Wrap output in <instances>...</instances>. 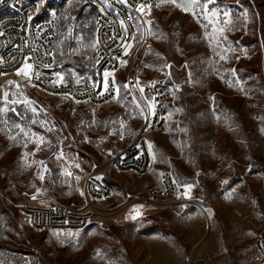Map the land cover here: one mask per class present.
I'll return each instance as SVG.
<instances>
[{
  "label": "rangeland",
  "instance_id": "1",
  "mask_svg": "<svg viewBox=\"0 0 264 264\" xmlns=\"http://www.w3.org/2000/svg\"><path fill=\"white\" fill-rule=\"evenodd\" d=\"M65 2L56 7L57 33L62 23L64 33L55 66L63 82H90L92 8ZM197 2L208 8L185 12L156 0L145 11L144 54L123 64L109 104L49 95L16 73L0 78V264H264V0ZM75 6L87 14L84 25L70 16ZM158 71L174 98L165 104L166 131L149 149L156 170L119 173L110 160L143 127L135 85L147 96ZM93 173L113 194L98 203L106 212L87 229L22 224L25 194L32 204L84 209L81 186ZM165 173L178 190L170 206H127L160 187Z\"/></svg>",
  "mask_w": 264,
  "mask_h": 264
},
{
  "label": "built area",
  "instance_id": "2",
  "mask_svg": "<svg viewBox=\"0 0 264 264\" xmlns=\"http://www.w3.org/2000/svg\"><path fill=\"white\" fill-rule=\"evenodd\" d=\"M65 1L0 0V78L17 73L25 64H30V74L21 75L30 85L43 92L80 104H109L118 95L123 64L130 56L134 62L138 55L144 54L148 40L144 13L156 0H83L96 12V48L93 79L79 83L63 82L55 66V45L58 40L56 7ZM141 5H145L143 10L140 9ZM140 30L142 34L139 38ZM105 73L109 75L105 76ZM161 75V72H156L147 83V96L135 85L138 95H132L144 114L143 127L133 143L110 160L119 173L144 175L150 170L151 157L145 136L166 131L168 112L165 104L174 98L173 90L161 84ZM127 79L131 87L130 74ZM81 187L86 207L80 210L59 202L32 204L33 197L25 194L24 202L18 205L22 224L37 231L87 229L106 212L98 203L108 200L113 190L97 179L95 173L86 177ZM177 195L173 177L165 173L160 187L149 191L145 197L129 200L127 206L139 200L146 205L159 204L166 208Z\"/></svg>",
  "mask_w": 264,
  "mask_h": 264
},
{
  "label": "snow or ice",
  "instance_id": "3",
  "mask_svg": "<svg viewBox=\"0 0 264 264\" xmlns=\"http://www.w3.org/2000/svg\"><path fill=\"white\" fill-rule=\"evenodd\" d=\"M164 2L172 3V4H174L176 7L182 8V10L185 11V12H187V11H189V10H193V9L196 8L197 6L201 7L202 9H207V8H208V4H207V3H205V4H203V5H198L197 0H161V3H164ZM208 2H209V3H212L213 0H208ZM157 6H159V4H158ZM144 7H145V5H141V6H140V9L143 10ZM148 7H151V5H148ZM212 14H213V15L216 14L215 10H213ZM193 15L195 16V12H194V11H193ZM224 15L227 16L228 13L225 12ZM149 23H151V22H149ZM225 23L227 24L228 21H225ZM221 31H223V29H221ZM221 58L223 59V57H221ZM125 63H126V62H125ZM31 67H32V65H30V64H25V65L23 66V68L17 70V73H16V74H17V75H21V74H23L24 76H28V75H29L28 69H30ZM233 71H234V70H233ZM38 75H39V74H37V76H38ZM57 75H59V74H57ZM107 75H109V74H108V73H105V76H107ZM61 79H62V77H61ZM12 83H13L12 81H9V84H12ZM17 86H18V85H17ZM152 86L154 87L155 85L153 84ZM141 91H143V89H141ZM117 92H118V90H117ZM4 95L7 96V93L5 92ZM213 99H214V98H213ZM33 111H35V109H33ZM33 122L35 123V121H33ZM17 127H19V126H17ZM49 130H50V129H49ZM39 139H40L41 142H43L44 137L41 136ZM37 147H39V145H38ZM151 147H152L151 144H149V148H150V149H151ZM56 158L59 159L60 157L57 156ZM76 167H79V165H76ZM69 174H70V173H69ZM77 179H78V178H77ZM97 179H99V177H97ZM225 183H226V182H225ZM188 187H191V186L189 185ZM81 195H83V193H81ZM33 199H35V197H33ZM141 207H143V205H139V206H137V209H135V210L138 211V209L141 208ZM132 218L134 219L135 217H132Z\"/></svg>",
  "mask_w": 264,
  "mask_h": 264
},
{
  "label": "trees",
  "instance_id": "4",
  "mask_svg": "<svg viewBox=\"0 0 264 264\" xmlns=\"http://www.w3.org/2000/svg\"><path fill=\"white\" fill-rule=\"evenodd\" d=\"M66 2H63L61 3L60 5H58V9L62 8L64 5H65ZM92 25H91V28H90V35L91 37L94 38V34H95V10L92 8ZM70 16L73 18V21L77 24V26H80V25H84V23L86 22V18H87V14H85L84 12V8L81 6H75L74 9L72 11H70ZM62 27V30L58 31L57 33V38L61 39V36L63 35L64 33V26H63V23L60 25ZM59 51L60 50H57L56 49V53L58 52V62L60 63L62 61V56L59 54ZM75 66L81 70V71H85L86 70V67L85 65H83V63H75ZM178 104L179 105H182L183 106V101H181V99L178 101ZM18 212V211H17ZM18 214V213H17ZM133 264V263H131Z\"/></svg>",
  "mask_w": 264,
  "mask_h": 264
},
{
  "label": "crops",
  "instance_id": "5",
  "mask_svg": "<svg viewBox=\"0 0 264 264\" xmlns=\"http://www.w3.org/2000/svg\"><path fill=\"white\" fill-rule=\"evenodd\" d=\"M154 135L155 133H149L146 135L145 139H146V143L148 145V148H149V144H151V146H153V140H154ZM152 148V147H151ZM150 149V148H149ZM155 161H156V158L153 157L152 158V162H151V167L150 169H153V170H156L155 169Z\"/></svg>",
  "mask_w": 264,
  "mask_h": 264
}]
</instances>
